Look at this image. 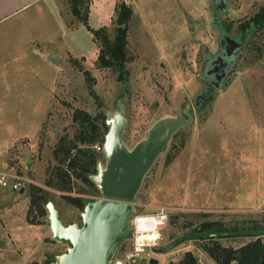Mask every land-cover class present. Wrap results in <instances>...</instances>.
Instances as JSON below:
<instances>
[{
  "label": "rangeland",
  "instance_id": "374dc122",
  "mask_svg": "<svg viewBox=\"0 0 264 264\" xmlns=\"http://www.w3.org/2000/svg\"><path fill=\"white\" fill-rule=\"evenodd\" d=\"M57 1L58 16L47 14L40 2L0 22V172L21 177L24 186V192L0 187V264H48L69 249L53 240L48 211L35 217L32 185L51 193L65 226L83 225L84 211L45 186L57 164L54 149L62 137L76 135V110L104 115L106 121L122 112L123 141L130 149L162 119L191 120L173 136L133 202L136 216L165 210L168 220L159 229L160 239L131 258L134 241L126 240L115 260L177 264L191 252L199 264H216L204 250L207 241L187 240L167 254L152 249L194 233L205 221L235 225L264 217V27L247 33L243 28L264 8V0H120L133 11L125 78L98 67L91 31L71 32L79 22L68 0ZM91 3L97 10L90 11V27H108L113 17L108 0ZM59 20L70 30L62 33ZM220 26L232 38L249 42L222 87L196 107L197 97L210 87L202 73L206 59L219 51ZM50 57L59 58V64ZM100 163L106 165L105 155ZM81 187L75 186L71 196H79ZM87 197L104 198L102 193ZM256 239L235 236L219 242L237 249Z\"/></svg>",
  "mask_w": 264,
  "mask_h": 264
},
{
  "label": "water",
  "instance_id": "95a60500",
  "mask_svg": "<svg viewBox=\"0 0 264 264\" xmlns=\"http://www.w3.org/2000/svg\"><path fill=\"white\" fill-rule=\"evenodd\" d=\"M220 48L214 57H208L203 68V77L210 85L195 102L200 107L212 94L220 89L232 71L239 56L244 53L249 38H232L224 27H219ZM54 64L59 58L50 57ZM109 131L105 137L103 153L107 159L104 166L99 162L97 174L91 177L102 193L103 199L90 201L81 214L82 227L76 224L65 226L55 204H47V224L53 233V240L69 246L66 253L57 256L52 264H112L120 245L134 236L130 220L135 216L133 204L143 181L157 159L170 147L173 136L191 124L184 116L176 119H162L150 129L147 138L130 149L123 141L126 119L122 112L106 121ZM32 155L28 154L27 163ZM21 192H24L22 189ZM235 236H264V229L189 233L180 236L165 247H154L155 254H167L187 240L227 238ZM159 264L150 259L149 263Z\"/></svg>",
  "mask_w": 264,
  "mask_h": 264
},
{
  "label": "trees",
  "instance_id": "16d2710c",
  "mask_svg": "<svg viewBox=\"0 0 264 264\" xmlns=\"http://www.w3.org/2000/svg\"><path fill=\"white\" fill-rule=\"evenodd\" d=\"M68 1L71 5L72 15L93 34V39L98 48V67L112 69L120 73L122 78H125L126 66L130 60L128 24L133 16L131 7L125 2L117 4L116 13L119 12L117 27L114 34L110 35L109 28L111 26L98 30L90 27L91 0ZM263 27L264 8L243 28L247 33L250 30L256 32ZM73 121L78 124L76 135L74 138L62 137L54 149L53 155L57 164L50 169L45 186L48 189L61 192L62 197L69 205L83 212L86 204L90 202L87 196L101 195L91 177L97 174L98 164L104 157L103 151H98L96 147L104 145L109 127L104 115L93 116L83 110L74 112ZM77 185L82 186L78 190L79 196H71V192L75 190ZM50 201L56 206V202L49 191L36 185L30 187L31 208L36 211V218H43L47 215V204ZM254 229H264V217L261 220L244 221L235 225L223 221H205L195 227L192 232L209 233ZM251 237H257V239L237 249L223 246L219 242L221 238L199 240L208 242L204 246V250L216 264H264V236ZM54 260L48 264H52ZM177 264H199V262L193 253L187 252Z\"/></svg>",
  "mask_w": 264,
  "mask_h": 264
},
{
  "label": "built area",
  "instance_id": "2783aa9c",
  "mask_svg": "<svg viewBox=\"0 0 264 264\" xmlns=\"http://www.w3.org/2000/svg\"><path fill=\"white\" fill-rule=\"evenodd\" d=\"M96 149L98 151H103V146H97ZM0 187L7 188L11 191H20L24 187L23 179L17 175L0 172ZM140 220L147 221L146 224L148 225H154L155 231L159 233V229L166 224L168 220V215L165 210H161L155 215L134 216V220H132L131 224L132 228L134 229V236L132 238L134 241V254H132L130 258L139 257L142 253L145 252V248L152 244L151 242L140 239L141 235L146 232L143 228L141 229L137 225V222ZM112 264H124V262L122 260H115L114 258Z\"/></svg>",
  "mask_w": 264,
  "mask_h": 264
},
{
  "label": "crops",
  "instance_id": "0c3cea01",
  "mask_svg": "<svg viewBox=\"0 0 264 264\" xmlns=\"http://www.w3.org/2000/svg\"><path fill=\"white\" fill-rule=\"evenodd\" d=\"M45 1H50V3L46 4ZM119 1L120 0H108L110 7L112 6L111 10H112L113 17H115V15H116L117 4L119 3ZM40 2H44L43 7L45 8V11L47 12V14H49L50 16H52V17L54 16L53 12L57 13L56 14L57 16L59 14H61L62 10H61L60 6L57 7L59 5V1H57V0H0V22L5 21L7 19H10L17 14H21L22 12L26 11L28 8L34 6L36 3H40ZM91 4H92V6L90 5V11L94 7H95L94 10H97V5L95 6V3H91ZM60 10H61V12H60ZM94 10L92 12H90L89 18H90V16L93 17ZM113 17L110 18V24L108 27L111 26V24L113 22V20H112ZM59 22L60 23H58V27H59L60 31H62V33H63V30L64 31L70 30V29H67L65 20H64V22L62 20H59ZM100 26L102 27V24ZM100 26H98V27H100ZM81 28H85L87 30V28L83 24L78 23L75 27L71 26V32H74L75 30H80ZM60 31H58V33L56 35H58L60 33ZM91 35L93 37L92 33H91ZM97 52H98V49L96 51V56H97Z\"/></svg>",
  "mask_w": 264,
  "mask_h": 264
},
{
  "label": "bare ground",
  "instance_id": "6f19581e",
  "mask_svg": "<svg viewBox=\"0 0 264 264\" xmlns=\"http://www.w3.org/2000/svg\"><path fill=\"white\" fill-rule=\"evenodd\" d=\"M146 222L147 221L144 220H140L137 222L139 228H143L146 231L141 235L140 239L151 242L152 244L156 243L160 239L159 233L155 231L154 225H148L146 224Z\"/></svg>",
  "mask_w": 264,
  "mask_h": 264
}]
</instances>
